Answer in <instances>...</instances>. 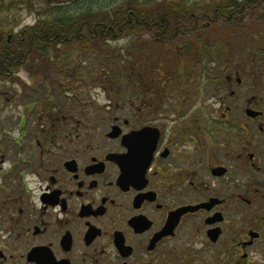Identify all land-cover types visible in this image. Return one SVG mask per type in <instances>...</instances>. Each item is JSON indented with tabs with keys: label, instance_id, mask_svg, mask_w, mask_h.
I'll list each match as a JSON object with an SVG mask.
<instances>
[{
	"label": "flooded vegetation",
	"instance_id": "obj_1",
	"mask_svg": "<svg viewBox=\"0 0 264 264\" xmlns=\"http://www.w3.org/2000/svg\"><path fill=\"white\" fill-rule=\"evenodd\" d=\"M141 35L127 71L98 86L103 100H57L23 80L3 90L0 264H207L214 252L251 264L264 233V54L180 36L172 68L167 41L142 48Z\"/></svg>",
	"mask_w": 264,
	"mask_h": 264
},
{
	"label": "trees",
	"instance_id": "obj_2",
	"mask_svg": "<svg viewBox=\"0 0 264 264\" xmlns=\"http://www.w3.org/2000/svg\"><path fill=\"white\" fill-rule=\"evenodd\" d=\"M26 3L32 9V2L26 0ZM262 4L264 0H232L210 5L205 11H196L200 7L189 0H122L111 8L80 6L70 11L67 5H58L49 11L51 13L42 11L43 15H38L32 24L15 32L0 28V80L10 78L21 83L15 73L22 67L33 76L47 80L56 67L53 61H57L65 47L79 46L102 54L109 50L110 41L145 32L158 41L175 43L180 36L187 37L189 32L198 29L191 27L195 24H214L219 18L242 17L246 10ZM14 6H17L15 1L9 7ZM132 48L127 52L122 49L114 52L102 83L113 82L119 71H127ZM115 70L118 72H112Z\"/></svg>",
	"mask_w": 264,
	"mask_h": 264
},
{
	"label": "rangeland",
	"instance_id": "obj_3",
	"mask_svg": "<svg viewBox=\"0 0 264 264\" xmlns=\"http://www.w3.org/2000/svg\"><path fill=\"white\" fill-rule=\"evenodd\" d=\"M15 1L16 7H9L11 3ZM32 2V9L29 8V3L26 0H0V28L6 32H15L26 24H32L38 15H43L42 11L46 13L53 10L58 5L68 6V11L77 10L80 6H91L93 9L97 7L111 8L115 4L122 0H28ZM61 1V2H60ZM147 1V0H141ZM167 1V0H157ZM232 0H189L198 5L196 11L202 9V11L208 10L210 5L218 4L221 2H229ZM214 16V15H213ZM214 27L209 29H201L200 32L188 33L187 47L193 49L190 45L194 43L195 38L201 37L202 33H210V37L216 39H228L229 43H232L231 52L242 54L247 48L248 53L254 51V53L264 54V4L258 8H251L246 10L242 17L235 16L232 19L219 18ZM132 36L123 37L117 41H110L109 50L104 51L102 54L93 52L88 49H83L79 46L65 47L62 49L61 56L58 62H55V70H51L49 78L43 79L41 77H33L30 73L22 68L19 72V77L28 86H49L54 92L57 100L63 97H70L71 101H94L95 98H99L98 86L106 85L108 83H102V77L107 76V69L109 66V60L114 52L122 49L124 52L129 51L130 47L134 43H129ZM141 40L136 42L138 47L146 48H160V43L155 44L151 40V34H143L140 36ZM213 39V38H212ZM242 39L241 41H239ZM148 40V41H146ZM165 50L167 55V64L169 67L174 68L176 61H174L171 55L173 48L168 43L165 44ZM141 48V49H142ZM114 64H120L113 62ZM102 70V72H99ZM105 72V73H103ZM113 72V71H112ZM106 79V78H105ZM2 80V79H1ZM17 81V82H16ZM70 81V82H69ZM70 83V84H69ZM72 85V90L66 88V86ZM21 85L18 80L15 81H0V102H5L6 96H10L3 92L5 87ZM75 86V87H73ZM97 92V93H96ZM99 100H103L99 98ZM13 101V100H10ZM250 256L247 263L264 264V233L261 240L256 241L255 245L249 251ZM201 256V255H200ZM202 257V256H201ZM223 254L220 252L211 253L208 258L204 257L207 264H228L229 261H223ZM202 261V260H201Z\"/></svg>",
	"mask_w": 264,
	"mask_h": 264
},
{
	"label": "water",
	"instance_id": "obj_4",
	"mask_svg": "<svg viewBox=\"0 0 264 264\" xmlns=\"http://www.w3.org/2000/svg\"><path fill=\"white\" fill-rule=\"evenodd\" d=\"M52 1V0H51ZM255 235H253V236H258V234L257 233H254Z\"/></svg>",
	"mask_w": 264,
	"mask_h": 264
}]
</instances>
